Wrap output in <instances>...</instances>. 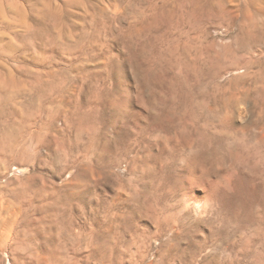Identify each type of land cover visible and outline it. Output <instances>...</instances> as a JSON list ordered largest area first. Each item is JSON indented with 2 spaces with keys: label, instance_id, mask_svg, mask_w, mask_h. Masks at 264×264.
Returning <instances> with one entry per match:
<instances>
[{
  "label": "rangeland",
  "instance_id": "obj_1",
  "mask_svg": "<svg viewBox=\"0 0 264 264\" xmlns=\"http://www.w3.org/2000/svg\"><path fill=\"white\" fill-rule=\"evenodd\" d=\"M128 248L264 264V0H0V264Z\"/></svg>",
  "mask_w": 264,
  "mask_h": 264
},
{
  "label": "bare ground",
  "instance_id": "obj_2",
  "mask_svg": "<svg viewBox=\"0 0 264 264\" xmlns=\"http://www.w3.org/2000/svg\"><path fill=\"white\" fill-rule=\"evenodd\" d=\"M220 8L223 9L224 7L221 6ZM211 50H212L213 60H215L218 64L223 62L224 58L227 55L234 54L233 49L230 45H222L218 49H215L213 47ZM232 63L236 64L237 60L232 58ZM143 210H144V215H149L151 209L148 207H144ZM144 237L145 236H143L142 234L138 236V238H144ZM131 244H133V241L131 242ZM130 249L131 248H128V250L121 253H115V252L99 253L93 251L86 253H78L77 251L72 253H60L54 255L50 259H43L44 261L42 264H184L185 263L182 257L180 256H167L164 254H156V256L150 258L149 254L143 251H131Z\"/></svg>",
  "mask_w": 264,
  "mask_h": 264
}]
</instances>
